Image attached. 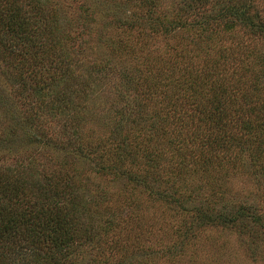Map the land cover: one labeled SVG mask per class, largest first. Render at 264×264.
Returning a JSON list of instances; mask_svg holds the SVG:
<instances>
[{"label": "rangeland", "instance_id": "rangeland-1", "mask_svg": "<svg viewBox=\"0 0 264 264\" xmlns=\"http://www.w3.org/2000/svg\"><path fill=\"white\" fill-rule=\"evenodd\" d=\"M49 1L68 75L0 49V173L75 193L72 264H264V0Z\"/></svg>", "mask_w": 264, "mask_h": 264}, {"label": "trees", "instance_id": "trees-1", "mask_svg": "<svg viewBox=\"0 0 264 264\" xmlns=\"http://www.w3.org/2000/svg\"><path fill=\"white\" fill-rule=\"evenodd\" d=\"M49 2L0 0V49L7 58L21 55L20 61H32L25 76L30 83L22 74L18 80L24 90L39 94L48 86L47 79L54 83L68 75V61L61 50ZM225 12L241 23L250 19L243 9ZM258 30L264 32V23ZM41 67L59 71L50 77L42 76L38 75ZM219 99L216 104L224 102L222 95ZM68 101L67 98L66 104ZM41 142L46 145L49 141ZM46 186L0 173V264H72L79 247L91 240L93 228L83 219L75 193L61 191L53 182ZM241 217H245L244 212ZM221 221L230 222L225 218Z\"/></svg>", "mask_w": 264, "mask_h": 264}]
</instances>
